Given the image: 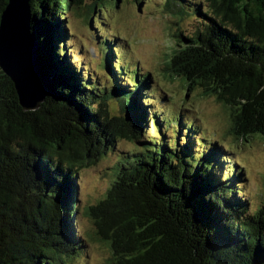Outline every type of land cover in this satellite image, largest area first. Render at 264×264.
Returning <instances> with one entry per match:
<instances>
[{"label": "trees", "instance_id": "16d2710c", "mask_svg": "<svg viewBox=\"0 0 264 264\" xmlns=\"http://www.w3.org/2000/svg\"><path fill=\"white\" fill-rule=\"evenodd\" d=\"M103 1L91 13L98 6L104 14ZM7 2L0 0V18ZM158 3L175 19L164 70L186 91L215 97L231 139L264 141V0ZM29 5L51 95L24 111L0 69V264H72L85 251L75 223L80 170L119 140L134 148L116 151L109 187L84 209L108 264H264V195L248 208L242 166L224 169L233 147L206 139L193 110L164 111L162 91L150 99V74L115 58L114 34L100 42L111 87L74 64L63 18L81 14L84 0ZM186 18L190 32L181 29ZM112 101L121 115L110 114Z\"/></svg>", "mask_w": 264, "mask_h": 264}, {"label": "rangeland", "instance_id": "374dc122", "mask_svg": "<svg viewBox=\"0 0 264 264\" xmlns=\"http://www.w3.org/2000/svg\"><path fill=\"white\" fill-rule=\"evenodd\" d=\"M159 1L161 0H143L138 5L133 0H119L116 5L111 0L103 1L106 11L101 14L97 10L98 6L91 13L90 7L94 0H84L81 14L70 11L63 18L64 24H68L72 29L65 39L67 50L73 56L74 64L78 66L79 63L87 68L90 76L95 75L99 85L111 87L113 82L106 70L107 65L102 60L103 50L100 49V42L103 38L111 39L114 34L115 58L126 64L128 69L139 68L142 72L150 74L152 78L150 99L156 98L162 91L165 93L163 99L165 102L160 101L159 105L164 111L177 112L178 107L193 110L192 114L194 117L198 116L200 131L206 139L215 143L220 142L224 148L233 147L232 153H224L230 161L224 164V169L231 162L235 164L238 162L242 166L240 171L242 181L238 186L242 189L241 194L248 200V208H252L262 201L264 195V141L255 137L251 142L240 144L237 140L231 139L227 132L229 118L215 97L201 95L196 90L186 91L184 83L178 77L173 78L164 70L171 28L175 27L172 21L175 19L158 11ZM180 25L184 32H190L195 24L186 18ZM157 107L158 111L160 108ZM108 109L111 115L122 114L115 101L108 103ZM147 130L152 134L157 131L155 126L148 127ZM133 148L127 141L119 140L113 152L106 153L94 165L90 164L80 170L82 176L77 181L78 212L75 223L85 241V251L72 264L109 263L110 252L107 246L90 238L94 226L85 215L84 209L101 199L109 187L113 163L117 157L116 151H129Z\"/></svg>", "mask_w": 264, "mask_h": 264}, {"label": "water", "instance_id": "95a60500", "mask_svg": "<svg viewBox=\"0 0 264 264\" xmlns=\"http://www.w3.org/2000/svg\"><path fill=\"white\" fill-rule=\"evenodd\" d=\"M30 0H8L0 18V69L13 83L24 111H35L51 91L43 83L38 43L31 29Z\"/></svg>", "mask_w": 264, "mask_h": 264}]
</instances>
